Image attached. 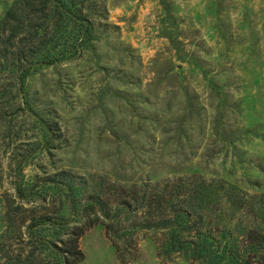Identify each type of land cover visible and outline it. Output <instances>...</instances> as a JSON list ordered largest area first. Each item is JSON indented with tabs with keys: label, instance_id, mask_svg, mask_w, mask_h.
I'll return each instance as SVG.
<instances>
[{
	"label": "rangeland",
	"instance_id": "obj_1",
	"mask_svg": "<svg viewBox=\"0 0 264 264\" xmlns=\"http://www.w3.org/2000/svg\"><path fill=\"white\" fill-rule=\"evenodd\" d=\"M10 3L0 0V17ZM102 6L90 51L26 80L29 106L59 130L51 155L26 167L25 176L70 171L89 179L95 192L219 180L263 195L264 0H104ZM18 121L32 122L26 114ZM8 157L1 148L4 176ZM8 188L0 187V234ZM135 237L137 255L127 251L121 263L103 228L88 229L79 240V264H191L160 259L152 233ZM3 256L0 264H8Z\"/></svg>",
	"mask_w": 264,
	"mask_h": 264
},
{
	"label": "trees",
	"instance_id": "obj_2",
	"mask_svg": "<svg viewBox=\"0 0 264 264\" xmlns=\"http://www.w3.org/2000/svg\"><path fill=\"white\" fill-rule=\"evenodd\" d=\"M104 0H11L0 17V149L7 158L0 187V253L8 264H79V240L101 226L117 259L137 255V235L154 234L158 257L191 264H264V194L222 181L178 179L161 185L90 191L70 171L24 170L58 141L56 124L38 116L25 95L40 68L81 58L96 41ZM26 114L32 122L19 124ZM11 191H10V190ZM11 193H10V192ZM81 224L70 226V219Z\"/></svg>",
	"mask_w": 264,
	"mask_h": 264
}]
</instances>
